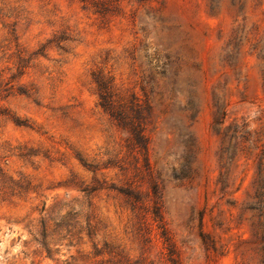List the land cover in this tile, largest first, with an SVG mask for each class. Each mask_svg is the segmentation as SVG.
Wrapping results in <instances>:
<instances>
[{"label":"rangeland","instance_id":"obj_1","mask_svg":"<svg viewBox=\"0 0 264 264\" xmlns=\"http://www.w3.org/2000/svg\"><path fill=\"white\" fill-rule=\"evenodd\" d=\"M263 201L264 0H0V264H264Z\"/></svg>","mask_w":264,"mask_h":264},{"label":"trees","instance_id":"obj_2","mask_svg":"<svg viewBox=\"0 0 264 264\" xmlns=\"http://www.w3.org/2000/svg\"><path fill=\"white\" fill-rule=\"evenodd\" d=\"M232 129V128H231ZM259 206L260 207H262V209H264V201L263 202H261L260 204H259ZM259 211H260V214L262 215V216H264V212L263 211H261L260 209H259ZM169 232H165L164 233V243H167L166 245H167V249L168 250H173V252H175V255H179V250L178 249H176V246H175V243L174 242H170V237H169V234H168ZM171 245V246H170ZM171 247V248H170ZM170 248V249H169ZM168 255L170 256V263H173V264H180L179 263V259L178 258H173V255L174 254H172V252L171 251H169L168 252Z\"/></svg>","mask_w":264,"mask_h":264}]
</instances>
